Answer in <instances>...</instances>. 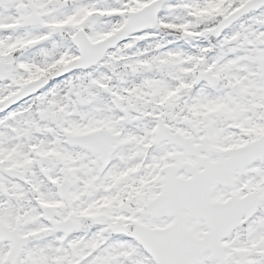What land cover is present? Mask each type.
I'll return each mask as SVG.
<instances>
[{
    "label": "snow or ice",
    "instance_id": "1",
    "mask_svg": "<svg viewBox=\"0 0 264 264\" xmlns=\"http://www.w3.org/2000/svg\"><path fill=\"white\" fill-rule=\"evenodd\" d=\"M0 264H264V0H0Z\"/></svg>",
    "mask_w": 264,
    "mask_h": 264
}]
</instances>
